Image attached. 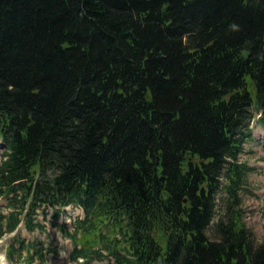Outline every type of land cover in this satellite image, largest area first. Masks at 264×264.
Wrapping results in <instances>:
<instances>
[{
    "label": "trees",
    "instance_id": "1",
    "mask_svg": "<svg viewBox=\"0 0 264 264\" xmlns=\"http://www.w3.org/2000/svg\"><path fill=\"white\" fill-rule=\"evenodd\" d=\"M253 105L264 0H0V194L81 204L73 259L264 264L235 160Z\"/></svg>",
    "mask_w": 264,
    "mask_h": 264
},
{
    "label": "rangeland",
    "instance_id": "2",
    "mask_svg": "<svg viewBox=\"0 0 264 264\" xmlns=\"http://www.w3.org/2000/svg\"><path fill=\"white\" fill-rule=\"evenodd\" d=\"M254 95V91L252 93ZM251 154L246 152L242 155V159L246 160L253 170L247 174L246 180L247 185L250 184L252 188H248V192L242 195L241 207L243 209V221L245 226L251 231L254 240H260L262 234L264 233V149L254 148ZM1 204H5V200L0 201ZM37 217L43 224L47 227H52L49 222L51 214L48 213L46 218L43 219L41 211L37 210ZM53 229V228H52ZM21 237L26 239H32L36 237L38 239L44 240L45 245L47 243V237L42 232L37 230L27 231L24 227L18 230ZM11 234H5L0 238V264H14L13 260L10 261L5 256L6 253V243L12 242V237L17 235V232ZM60 232L54 231L55 240L59 241ZM62 247L59 249L58 253L53 256L49 254L47 256L46 264H75L73 260L69 259V251L71 250V245L69 240L62 237ZM55 244V242H54ZM18 245V244H17ZM22 254H25L23 251ZM3 261V263H2ZM18 264H38L36 261L34 263H27L24 260L20 261ZM80 264V263H79ZM92 264H104V261H94Z\"/></svg>",
    "mask_w": 264,
    "mask_h": 264
}]
</instances>
